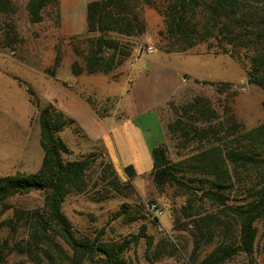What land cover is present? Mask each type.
Listing matches in <instances>:
<instances>
[{
  "label": "trees",
  "instance_id": "obj_1",
  "mask_svg": "<svg viewBox=\"0 0 264 264\" xmlns=\"http://www.w3.org/2000/svg\"><path fill=\"white\" fill-rule=\"evenodd\" d=\"M145 6L156 10L163 19L164 28L158 37L168 53H185L213 42L218 50L216 54L228 55L241 65L247 56L248 83L264 92V0H91L86 4L85 33L69 39L78 58L71 64L72 76L107 75L128 59L130 40L146 33L142 18ZM49 8L54 11V27L59 29L60 0H26L29 24L42 23ZM14 13L11 0H0V14ZM20 42L15 27L0 33V44L4 47L14 48ZM59 62L60 56H57L55 67ZM46 73L55 77L53 69L48 68ZM62 84L66 86L65 82ZM27 93L32 92L27 89ZM75 94L85 100L98 118L110 116L113 106L107 107L105 102L82 93ZM173 100L156 108L170 146L162 143L151 150L152 183L159 192L165 188L189 195L202 191L200 200L218 208V215L207 213L191 222L195 229V249L204 238L216 240L213 250L200 261L194 259L192 264H227L239 256L246 258L245 264H259L256 255L264 259V243L261 247L264 242V123L245 129L229 107L221 116L211 100L201 94L183 103ZM164 108L168 110L167 117L163 114ZM37 122L43 151L39 169L0 176L1 202L30 192H38L43 197L41 206L31 211L15 210L13 218L2 222V226L13 232L22 227L27 229L28 240L16 243L14 249L35 258L40 252L50 264L57 260L52 250L59 251V260L67 264H129L124 255L131 244L140 240L141 233L121 243L105 242L102 233L93 239L78 238L62 206L69 195L85 193L89 187L98 202L117 196L129 197L134 193L135 168L132 164L124 166L126 179L121 182L111 161L101 160L96 165L98 155L94 152L81 159H67L72 150L60 134L66 128L77 133L84 131L56 101L39 108ZM170 147L175 159L169 155ZM97 173L99 177L93 181ZM152 205L158 209L155 203ZM138 214L135 207L124 203L114 216L133 222L139 219ZM55 238L63 240L70 254L61 249ZM7 244L5 241L0 247V264L13 251Z\"/></svg>",
  "mask_w": 264,
  "mask_h": 264
},
{
  "label": "rangeland",
  "instance_id": "obj_2",
  "mask_svg": "<svg viewBox=\"0 0 264 264\" xmlns=\"http://www.w3.org/2000/svg\"><path fill=\"white\" fill-rule=\"evenodd\" d=\"M11 1L15 6V13L11 16L0 14V33L15 27L22 42L14 48L0 44V176L18 172L32 173L41 166L43 151L39 145L37 116L40 107L53 102L49 99L61 96L60 90H55L53 83L70 92L82 93L105 102V106H113L110 116L116 112L118 117H122L121 101L126 93L124 82L135 73L138 59L144 62L148 59L168 58L172 66L181 72L182 86L172 97L175 103L189 101L194 95L201 94L211 100L221 116L225 114L226 107H229L234 118L245 129L264 123V92L248 83V57L243 58L241 65L228 55L216 54L218 50L213 42L198 45L185 53H168L158 37V32L164 28L163 19L153 8L143 7L142 18L146 33L130 40L131 55L121 65L107 75L72 76L71 64L78 61V58L72 51L69 39L73 35L85 33L86 4L91 0H60L62 22L59 29L54 27L52 21L53 8L45 11L42 23L31 25L25 11L26 0ZM244 53L242 51L243 55ZM57 56H60V62L55 67ZM48 68L53 69L55 77L46 73ZM64 82L66 86L62 84ZM224 83L229 86H220ZM27 89L31 90L30 95ZM163 114L167 117L168 110L164 108ZM144 119L147 122L145 125L148 122L150 124L149 132L145 133L147 142L169 145L162 126L156 120L151 121L148 117ZM109 122L111 120L105 124ZM137 122L144 121L139 119ZM119 133L115 134L118 152L115 155L111 149L110 156L101 144H91L87 138H83L85 133L66 128L60 134L61 139L72 150L67 159H81L94 152L98 155L96 165L101 160L111 161L121 182L126 179L121 164H135L138 172L132 180L134 193L129 197L117 196L98 202L90 187L85 193L69 195L63 203L62 211L71 223L74 235L93 239L102 233V240L105 242L121 243L141 233L140 240L131 244L124 255L129 264H192L194 259L202 260L213 250L216 240L204 238L200 247L195 249V229L191 222L207 213L218 215V208L208 201L200 200L202 191H196V195H189L175 188L157 191L150 176L152 159L149 161L141 150L136 136L130 138L131 152L128 153L127 146L123 145V141L128 143V138L121 140ZM169 155L172 159L176 157L171 147ZM117 157L118 164L115 162ZM99 173L93 175V181H96ZM92 185L93 182L90 183ZM42 202L43 197L38 192L15 195L0 201V247L7 241V247L13 249L4 264H50V260L40 252L37 254L38 258H35L20 254L14 249L13 245L16 243L28 240L26 227L13 232L9 227L2 226L5 219L13 218L15 210L31 211L41 206ZM124 203L131 204L138 210L139 219L128 222L125 217L115 218V213ZM152 203L158 206L160 214L156 215L152 210ZM5 207L8 209L4 210ZM55 241L70 254L62 239L55 238ZM52 251L57 257L55 264H67L59 260V251ZM256 256L259 264H263V256ZM246 262L244 256H239L227 264Z\"/></svg>",
  "mask_w": 264,
  "mask_h": 264
},
{
  "label": "crops",
  "instance_id": "obj_3",
  "mask_svg": "<svg viewBox=\"0 0 264 264\" xmlns=\"http://www.w3.org/2000/svg\"><path fill=\"white\" fill-rule=\"evenodd\" d=\"M163 59L165 58L148 59L144 62L138 59L136 62H139L138 66L135 63L137 68L135 73L124 82L126 93L121 101L123 116L120 118L116 112H113L111 116L98 118L84 99L68 89L60 88L61 85L57 86V83H53V86L55 90H60L61 96L57 95L49 100L56 101L65 113L75 118L86 134L88 142L96 145L101 144L109 156L111 149L114 154L118 152L115 134L120 132L121 140L128 138V143L123 141V145L127 146L128 153L131 152L130 138L136 136L141 150L151 161L152 148L162 143L153 145L151 142H147L145 133L149 132L150 124L148 122L145 125L147 122L144 118L148 117L151 121L156 120L161 125L156 108L174 97L183 82L181 72L172 66L170 59ZM139 119L144 122H137ZM108 120L111 122L105 124ZM162 129L164 130L163 126ZM115 159L118 164V157ZM133 167L138 174L135 164Z\"/></svg>",
  "mask_w": 264,
  "mask_h": 264
},
{
  "label": "built area",
  "instance_id": "obj_4",
  "mask_svg": "<svg viewBox=\"0 0 264 264\" xmlns=\"http://www.w3.org/2000/svg\"><path fill=\"white\" fill-rule=\"evenodd\" d=\"M152 210L155 212L156 215L160 214V209L155 208L153 205L151 206Z\"/></svg>",
  "mask_w": 264,
  "mask_h": 264
}]
</instances>
